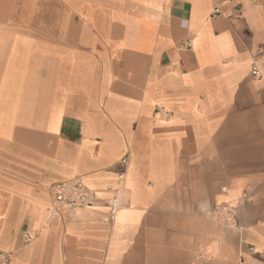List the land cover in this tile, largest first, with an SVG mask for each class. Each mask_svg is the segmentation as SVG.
<instances>
[{"label": "crops", "instance_id": "obj_1", "mask_svg": "<svg viewBox=\"0 0 264 264\" xmlns=\"http://www.w3.org/2000/svg\"><path fill=\"white\" fill-rule=\"evenodd\" d=\"M74 178L96 205L52 214ZM238 262L264 264V0H0V264Z\"/></svg>", "mask_w": 264, "mask_h": 264}, {"label": "built area", "instance_id": "obj_2", "mask_svg": "<svg viewBox=\"0 0 264 264\" xmlns=\"http://www.w3.org/2000/svg\"><path fill=\"white\" fill-rule=\"evenodd\" d=\"M214 12H219L218 7L214 8ZM189 43L190 39H186L182 44L187 46ZM250 72L255 79L260 77V70L254 63L251 66ZM54 188L55 192L50 202L52 214H56L64 209L76 210L83 207H93L97 203L95 192L85 187L79 178H74L68 183L56 182ZM121 205V196L119 190H117L111 198L106 200L107 215L105 216V220H113ZM32 238L29 234L24 235L25 242H30Z\"/></svg>", "mask_w": 264, "mask_h": 264}, {"label": "rangeland", "instance_id": "obj_3", "mask_svg": "<svg viewBox=\"0 0 264 264\" xmlns=\"http://www.w3.org/2000/svg\"><path fill=\"white\" fill-rule=\"evenodd\" d=\"M212 217L215 218L217 221L219 220V218L212 212ZM221 224L225 223V222H219ZM238 264H240V262H238Z\"/></svg>", "mask_w": 264, "mask_h": 264}]
</instances>
